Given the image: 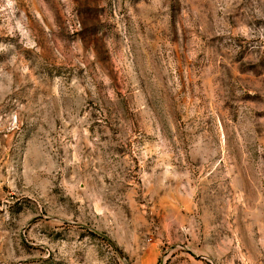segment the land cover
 <instances>
[{
	"label": "rangeland",
	"instance_id": "374dc122",
	"mask_svg": "<svg viewBox=\"0 0 264 264\" xmlns=\"http://www.w3.org/2000/svg\"><path fill=\"white\" fill-rule=\"evenodd\" d=\"M0 264H264V0H0Z\"/></svg>",
	"mask_w": 264,
	"mask_h": 264
}]
</instances>
